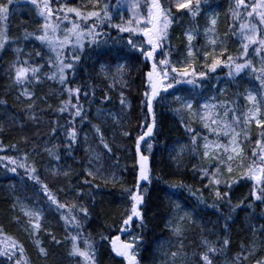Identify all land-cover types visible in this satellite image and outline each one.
Wrapping results in <instances>:
<instances>
[{
    "label": "snow or ice",
    "instance_id": "obj_1",
    "mask_svg": "<svg viewBox=\"0 0 264 264\" xmlns=\"http://www.w3.org/2000/svg\"><path fill=\"white\" fill-rule=\"evenodd\" d=\"M16 2L17 0H0V51L5 50L6 46H13L15 59L10 62L6 72L9 86L18 92L17 101L25 103V107L21 110L23 116L17 117L13 114L11 120L21 128L25 120L39 123L42 117L36 111L38 105L35 86L45 81H51L58 86L50 89L48 95L65 96V98L60 99L55 108L48 105L49 109L58 114V118L51 121L49 135L56 136L59 133L64 136V140L59 144H52L51 147L45 144L43 151L51 160L57 161L56 166L45 170L54 178L60 176L67 178V191L69 193L75 191V196L78 198L71 202L61 201L49 185L41 180L35 161L29 162V152H24L20 158L0 156V162H7L0 163V167L14 174L18 170H23L21 179L31 181L33 185L38 186V193L43 194L49 209L56 211L63 224L64 240H61L50 228L45 227L43 208L29 206L19 198L13 201L12 211L15 212L18 208L20 212L19 216H13V222L23 227L38 257L47 261L50 256L49 249L44 246L40 237V233L44 232L54 245L60 246L64 241H69L70 248L67 254L71 258H78V264H99L98 243L91 233L86 235L83 230L84 223L91 217L93 208L86 202L80 203L79 199L87 196L91 198L94 206L101 184L104 186L120 184L121 195L127 197L130 207L126 208L119 231L127 233L128 239L123 240L120 235L110 236L101 233L100 241H108L113 257L121 258V264H141L143 231L146 228L145 184L152 183L149 154L153 145L145 138H152L156 134V106L165 98L163 94L171 95L169 89H174L175 85L189 84L193 89H199L203 88L207 81L213 90H218L219 95L225 98L217 100L213 95L207 100L194 102L176 96L179 107L171 111L181 116V125L189 140L188 144L180 146L179 151L172 156V160L179 165L184 154L191 152L194 157L202 161L199 165H193V172L199 173L203 189L208 191L209 198L204 196L202 189L197 188L193 191L191 186L183 183L170 184L169 187L186 188L199 205L214 210L217 214L216 224L223 221V228L219 232L214 230L216 224L212 227L200 224V251L192 253L195 264H216L218 257L226 258L231 246L227 232L231 227L229 220L232 219V214L241 208L254 210L255 207L261 206V216H264V0H231L227 14L230 22L224 38H221L217 32L218 14L211 9L204 12L203 14L207 16L203 28L204 51L201 53L194 43L200 38L199 26L188 27L184 31L185 49L183 53L178 51V58L175 61L171 58V46L167 50L164 48L169 41L171 26L185 16L196 20L209 0H168L167 4L164 0H123V3L121 0H116L115 4L105 3L104 0H88L86 5L79 7L70 6L65 0H25L26 4L35 8L39 22L34 31L25 27L21 37L10 41L7 22L12 15L11 6ZM54 2L55 7H53ZM125 4L129 13L127 17L122 13ZM173 8L175 13L172 11ZM116 12H121L118 20ZM177 13L180 15H176ZM105 26L109 31H104ZM125 33L128 34L126 43L117 48L116 46L125 40L123 35ZM229 36L238 41L239 46L235 55L228 50ZM33 40L38 42L42 49L47 50V52H35V57L40 58L39 60H33L32 53L25 52L22 43ZM125 48L131 53H138L144 64V70L141 71L142 117L138 125L142 131L135 140V158L132 165L134 185L131 187L125 185L115 171L110 174L104 173L103 156L105 153L112 154L113 149L100 124L92 123L88 119L89 114L81 102V94H83V100L87 101L90 107L96 100L95 89L88 84L84 87L72 86L70 79V77L75 78L85 59L90 58V52L86 49L95 52L97 56L114 53L117 59L127 61L130 59L127 54L120 56ZM160 51H163V55L157 60ZM40 60H44V63ZM97 63L100 65L99 75L110 81L109 89L115 90L117 86L121 89L128 87L127 78L130 75L128 63H117L114 71L105 61L97 60ZM45 64L48 69L46 72ZM218 68H226L227 78L233 83L246 75L250 80L255 81V84L245 89L243 93L234 92L236 98L229 99L225 87H221L219 82L211 83L212 78L209 74L216 73ZM217 80L219 81V78ZM241 95L246 102L243 108L238 103ZM110 99L108 92H105L100 98L96 116L110 118L113 125L119 127L120 117L103 107ZM39 100L47 103V98L44 96ZM119 103L122 112L131 107L123 91L119 94ZM0 104H6V101L0 100ZM42 111L44 109H41ZM64 113L68 114V118L65 123H61ZM183 113H187L190 123L184 122ZM77 121L81 125H91L92 138L96 142V147L89 145V133L85 132L83 139L87 145L84 149L86 163L83 168L84 178L79 183L88 186L87 192L73 183L71 165L67 168L61 166L63 164L59 151L61 144L65 154L73 158L74 146L80 144L79 133L83 129L76 127ZM191 122H198L207 134L202 135L194 129ZM253 124L257 129L254 141L251 138ZM3 131L4 127L0 124V132ZM120 134L129 136L126 130H122ZM21 140L23 143L29 142L26 136L21 137ZM142 141L147 145L149 154H145ZM246 144H254L250 150L251 156L245 150ZM10 147L13 150L17 149L15 144ZM101 148L103 152L100 151ZM4 150V147L0 146V151ZM36 154L39 155L38 152ZM116 159L118 163L119 158ZM241 181L250 183V193L233 204L232 190ZM60 190L65 191L64 188ZM256 202H259V205ZM176 207L179 208V205ZM225 207L227 212H224ZM185 221L189 225L196 223L193 213L186 211L175 224L170 220L166 225L171 235L176 238V244L174 250L163 251L160 264H190L189 253L183 243ZM133 224L140 229V232L130 231V226ZM206 232L215 235L216 239L210 241L205 235ZM252 232L254 234L264 232V223L259 229L253 226ZM143 250L147 251L146 248ZM25 252L24 244L4 233L3 228L0 227V264H30ZM255 255H257L255 241L247 247L241 244L240 251L233 256L232 264H244L250 256ZM255 264H264V258L256 259Z\"/></svg>",
    "mask_w": 264,
    "mask_h": 264
},
{
    "label": "trees",
    "instance_id": "obj_2",
    "mask_svg": "<svg viewBox=\"0 0 264 264\" xmlns=\"http://www.w3.org/2000/svg\"><path fill=\"white\" fill-rule=\"evenodd\" d=\"M70 6H82L88 3V0H65ZM105 3L115 4L116 0H104ZM123 3V0H121ZM167 4L168 0H164ZM231 5V0H209L208 4L204 8L202 14L196 19L192 20L190 17H183L178 22L174 23L169 30V41L165 44L164 48L167 50L169 46L172 49V59L175 61L178 58V51L183 53L186 45L184 37V31L188 27L199 26L200 38L195 41L196 47L204 51L202 47L205 44L203 37V28L207 22V16L203 14L208 12L209 9L218 14L217 32L221 38H224V34L228 32L229 19L227 14ZM55 2L53 7H55ZM12 15L9 18L8 23V36L9 40H16L21 37L23 29L26 27L30 31L36 29V25L39 22V18L36 16L35 8L26 4L25 0H17L12 6ZM175 13V8L172 9ZM122 13L125 17L129 15L127 8L124 6ZM117 20L121 15V12L115 13ZM180 15V14H176ZM90 23V22H89ZM104 31H109L107 27H104ZM114 34V30H112ZM62 34V33H61ZM125 40L117 45V48L123 46L126 43L128 34H123ZM142 39V38H141ZM25 48V52L32 53L33 60H39L35 57L36 51L47 52L46 49H42L40 44L36 41L22 42ZM111 44V41H109ZM238 41L231 36L228 37V50L233 55L236 54L238 49ZM90 52V58L85 59L81 65V70L75 76L70 77L72 80V86L80 85L84 87L86 84L91 85L95 89L96 100L94 103L89 104L83 100V94H81V102L85 106L86 112H88V119L92 123H99L103 128L105 137L111 144L113 152L112 154L105 153L103 156L102 164L105 174H110L115 171L122 179L123 183L129 187L134 185V173L132 171V165L135 158V140L141 133L142 129L138 126L142 117V111L140 108V100L142 98L143 85L141 71L144 70V64L142 58L138 53H131L125 48L124 52L120 53L123 57L127 54L130 59L125 61L124 59H117L114 53H108L107 55L97 56L95 52L86 49ZM100 50H97V52ZM163 55V51L158 52L157 60ZM15 59L13 54V46H6L5 50L0 51V100L6 101V104H0V124L3 125L4 131L0 132V146L4 147V151H0V156H12L14 158H20L24 152H29V162L35 161L38 168L41 180L45 181L52 191L57 195L61 201H72L78 199L75 196V191L69 193L67 191L68 181L67 178L52 177L45 169L54 167L57 161L51 160L47 153L43 151L45 144L51 147L52 144H59L64 140V136L57 134L56 136H50L49 132L52 127L51 121L58 118V114L48 108V105H52L55 108L59 104V100L65 98V96L57 97L56 95H48L50 89H55L58 86L51 81H45L43 84L35 86V92L37 97V113L42 117L39 123H33L25 120L23 128L12 123L11 116L15 114L17 117H22V109L25 107L24 102H18L17 90L9 86L10 82L6 69L11 61ZM46 59V57H45ZM255 59V57H253ZM97 60H102L110 65L112 71L115 70L117 63H128L130 67V75L128 76V87L121 89L119 86L115 90L108 88L110 81L105 80L103 76L99 75L100 65ZM202 60V56H201ZM44 63V60H40ZM150 67V65L148 66ZM44 71H48L45 64ZM227 69L218 68L216 73H210L212 80L211 83L219 82L221 87L227 89V98L234 99V92L243 93L245 89L252 87L255 81L250 80L248 76L238 78L235 83L231 82L227 78ZM219 78V81L217 80ZM123 91L131 107L126 111H121L119 103V94ZM105 92H108L111 99L106 102L103 107L106 111L111 112L121 119L119 127L113 125L112 120L107 117L97 118V108L100 106V98ZM169 94H163L164 99L156 106L157 112V129L156 134L152 138H147L152 145V151L149 154L147 151V145L142 143L145 154L150 155V166L152 169V183L150 185L145 184L147 188L146 201L147 206L144 209L146 228L143 231L144 245L141 249V264H157L163 257V251L169 249L174 250L176 244V238L171 235L166 227L170 218L171 203L179 205V207L187 212L193 213V219L196 223L190 225V227L184 232L183 243L185 250L189 253L190 264H195L192 259V253L200 251L201 240V228L200 224L203 223L207 227H212L216 224L217 214L214 210L206 209L199 205L196 199L189 194L186 188H171L170 184H181L191 186L193 191L200 188L204 191V196L209 198L207 190L203 189L199 173L193 172V165H199L202 161L193 156L191 152H186L179 165L172 160L177 152L176 149L183 144H188V135L185 133L184 128L181 125V116L177 115L171 109L179 107V103L175 97L179 96L186 100H193L194 102L200 100H207L209 97L215 95L217 100L224 99L219 95L218 90H213L209 82H205V86L199 89H193L189 84L175 85L174 89H169ZM199 94V95H198ZM66 95V94H65ZM44 96L47 98V103L41 102L39 98ZM91 99V93H89ZM238 103L241 108L245 105V100L241 95ZM41 109L44 111L41 112ZM63 118L61 123H65L68 118V114H62ZM184 122L190 123L187 113H183ZM192 127L197 129L202 135H206L205 130L200 126L198 122H191ZM80 131V144L74 146V158L65 154L64 147H59L61 153V160L63 161L62 167L67 168L71 165L73 169L72 181L79 187H82L85 192L88 191L87 185H81L79 182L84 178L83 168L86 163L84 142L85 132L89 133L88 144L96 147V142L92 138L91 125H81L76 122ZM122 130L129 132V136H122L120 133ZM257 129L255 125H252L251 138L254 141L256 139ZM28 137L29 142L23 143L21 137ZM223 139V138H222ZM17 145V149L13 150L10 145ZM254 144H246L245 150L248 155L251 156V148ZM35 149V151H33ZM100 151L103 152L101 148ZM39 153L37 155L36 153ZM119 161L117 163V159ZM6 164V161L0 162ZM23 170H18L17 173H10L6 168L0 167V227L3 228L4 233L16 238L22 242L25 247V254L30 261V264H78V258H71L68 256V249L70 248V242L64 241L60 246L54 245L50 242L47 235L44 232L40 233V237L43 240V244L50 251V256L47 261H43L38 257L36 249L33 247L28 235L25 233L21 225H17L13 222V216H19L17 212H13V201L16 198L27 203L29 206L41 207L44 209L45 227L50 228L57 236L58 239L64 240L63 224L60 221L59 215L55 210H50L46 203V198L42 193H38V186L33 185L31 181L22 180ZM99 183V181H95ZM207 181H204L206 183ZM64 188L65 191L60 189ZM250 183L241 181L234 186L232 190V202L235 204L238 200L243 199L250 193ZM92 191H97L92 189ZM80 203H87L89 207L93 208L91 217L84 223V232L87 235H91L96 239L99 246V264H121V258H114L110 251L108 241H100V234L105 235H120L121 239H128L127 233H120L121 221L126 211V208L130 207L127 197L121 195V186L101 184L99 194L95 197V204L93 206L91 198L85 196L79 199ZM247 203V201H246ZM259 205V202H256ZM260 207L255 209L241 208L232 214V219L229 220L231 225L227 232L228 237L231 240V246L227 253V257H218L216 264H232L233 256L240 251L241 244L246 247L255 241L257 246V255L250 256L244 264H255L256 259L264 258V232L253 233L252 227L257 229L264 223V216H261ZM224 212H227V207L224 208ZM23 221V218L21 217ZM223 228V221L221 220L216 224L215 231L219 232ZM130 231L133 233L140 232V229L135 225L130 226ZM210 241L216 239L215 235H209L205 233ZM147 249L144 251L143 249Z\"/></svg>",
    "mask_w": 264,
    "mask_h": 264
},
{
    "label": "rangeland",
    "instance_id": "obj_3",
    "mask_svg": "<svg viewBox=\"0 0 264 264\" xmlns=\"http://www.w3.org/2000/svg\"><path fill=\"white\" fill-rule=\"evenodd\" d=\"M125 7L127 8V5H126V4H125ZM178 151H179V148L176 149V152H178ZM14 200H15V199H14ZM26 204H27V203H26ZM176 206H177V204H175V203H171V213H170V218H169L168 222L171 220L173 224H175L176 221L178 220V218H179L180 216L184 215V213L186 212L185 210L181 209L180 207L177 208ZM15 212H17V213L20 215V212H19V209H18V208L16 209ZM168 222H167V224H168ZM190 225H191V224H190ZM190 225L187 223V221L184 222L185 231L190 227ZM28 238H29V237H28ZM29 239H30V238H29ZM30 241H31V240H30ZM162 257H163V256H162ZM162 259H163V258H162ZM162 259H161V260H162ZM161 260H159V261L157 262V264H160V261H161Z\"/></svg>",
    "mask_w": 264,
    "mask_h": 264
},
{
    "label": "water",
    "instance_id": "obj_4",
    "mask_svg": "<svg viewBox=\"0 0 264 264\" xmlns=\"http://www.w3.org/2000/svg\"><path fill=\"white\" fill-rule=\"evenodd\" d=\"M145 139L147 140V137ZM142 143H143V141H142Z\"/></svg>",
    "mask_w": 264,
    "mask_h": 264
}]
</instances>
